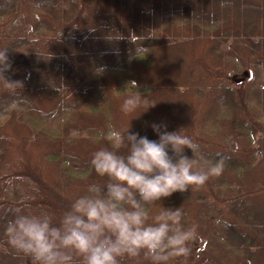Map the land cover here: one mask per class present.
<instances>
[{
    "label": "trees",
    "instance_id": "16d2710c",
    "mask_svg": "<svg viewBox=\"0 0 264 264\" xmlns=\"http://www.w3.org/2000/svg\"><path fill=\"white\" fill-rule=\"evenodd\" d=\"M0 48L23 84L0 88V264H30L7 244L14 208L59 215L105 179L91 155L139 90L154 104L130 130L156 139L151 123L166 124L202 164L223 162L163 199L197 226L187 264H264V0H0Z\"/></svg>",
    "mask_w": 264,
    "mask_h": 264
},
{
    "label": "clouds",
    "instance_id": "9594fccd",
    "mask_svg": "<svg viewBox=\"0 0 264 264\" xmlns=\"http://www.w3.org/2000/svg\"><path fill=\"white\" fill-rule=\"evenodd\" d=\"M7 51L0 48V88L16 94L23 84L4 75L11 67ZM153 104L145 106L139 90L125 96L121 110L131 120ZM130 120L112 128L109 146L91 155V167L105 179L72 193L59 215L26 203L13 209L5 228L11 251L30 264H172L177 258L187 264L197 226L187 224L182 209L166 206L163 199L204 185L221 173L223 162L195 159L199 145L180 129L152 122L157 138L150 139L130 130ZM185 146L192 156L184 154ZM156 202L163 206L153 210Z\"/></svg>",
    "mask_w": 264,
    "mask_h": 264
},
{
    "label": "rangeland",
    "instance_id": "374dc122",
    "mask_svg": "<svg viewBox=\"0 0 264 264\" xmlns=\"http://www.w3.org/2000/svg\"><path fill=\"white\" fill-rule=\"evenodd\" d=\"M238 77H239V74L237 73V74H234V73H229V75H228V80H231V81H237L238 80ZM193 241V240H192ZM192 241H191V245H190V247H191V254H190V256L193 254V247L194 246H196V244H198L199 242H197V240L195 239V242H196V244H194V245H192Z\"/></svg>",
    "mask_w": 264,
    "mask_h": 264
}]
</instances>
